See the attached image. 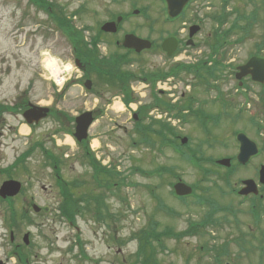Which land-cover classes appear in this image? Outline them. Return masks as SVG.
<instances>
[{
  "label": "rangeland",
  "instance_id": "rangeland-1",
  "mask_svg": "<svg viewBox=\"0 0 264 264\" xmlns=\"http://www.w3.org/2000/svg\"><path fill=\"white\" fill-rule=\"evenodd\" d=\"M39 1L51 3L58 10L57 14L67 23H71V27L76 30L82 26H92L93 30L91 28L82 33L86 39L94 35L99 25L107 21L110 15L128 11L132 2L137 4V8L150 4L149 15L153 22L155 21L151 33L146 29L149 21L145 18L138 19L142 17L139 15L140 12L122 23L124 29L137 27L140 35L148 32L156 42V48L152 51L132 57L129 54L128 57L133 58L130 63H122L117 69L128 75L135 73L142 76L151 73L152 70L167 71L177 65L175 63H198L200 59L217 51L215 41L222 40L210 18L209 21L204 19V29L196 35L195 45L182 48L183 53L176 57L167 58L158 46L159 40L174 26L160 22V15L156 10L159 4L156 0ZM35 2L32 4L30 0H0V103L22 105L23 102H30L37 106L63 110L71 116L98 104L96 109L101 107L103 113L88 130L90 137L88 147L102 166L107 169L113 167L120 174L115 176L113 173L111 178L119 182L121 187L114 189L112 194L108 189L92 184L91 165L83 164L78 158L79 149L71 135L53 132L57 125L53 116L41 120L32 129L30 136L19 135L20 138L14 142L9 141L8 135L3 131L0 137V165L12 162L17 155L21 156L30 142H41L42 145L41 148L36 147L30 158L21 164V169L27 167V170H20L15 175L22 183L24 192L12 201L18 215L24 209L31 218L29 223L26 219L20 221L21 218H18L19 228L14 230V241L19 243L22 241L23 233L29 232L31 243L24 251L27 258H30V264H140L141 258L136 256L141 244L140 235L143 230L149 229L151 220L158 222L155 227L157 231L172 228L175 232L186 230L189 221L198 222L207 208L194 205L193 197L187 198L184 202L174 198L169 186L173 177L166 173L154 172L163 166L173 168L186 184H197L199 188L208 186V194L215 203L220 208H229L218 211L214 216L215 223H209L202 233H186L178 239L162 238L160 244L163 245V249L156 255L159 264H258L259 260L260 264H264V255L261 253L259 256L260 252L256 250L258 246L264 248V239H261L264 237V219L258 223L249 219L244 215L247 204L241 205L240 197L229 193L231 188L240 185L241 177H250L254 180V163L245 170L236 165L234 171L227 177V185L224 180L226 168L205 164L211 168V173L204 177L199 169L183 160L171 147L164 145L159 148L162 139L156 134L150 132L149 144L138 143L139 133L131 123L132 111L127 108H115L121 95L118 92L109 94L117 89L119 83L117 86L111 83L110 85L108 76L95 71L109 66L110 53L114 56L122 54L123 50L118 48L115 50L114 45H109L108 42L114 41L119 34L98 41L97 51L93 53L94 57L110 56L104 66L98 64L103 58L96 59V64H93L91 72L88 73L89 78L95 80L96 87H100L103 92V97L98 99V102L90 97V93L86 92L81 84L79 85L76 78L79 72L75 69L67 72L71 73L66 76L70 77L68 82L64 83L61 91H57L46 70V67H49L46 63L55 62L53 65L57 68L61 65L74 64L73 48L67 37L56 28L55 21L52 19L51 22L50 16L48 17L42 11L43 8ZM232 3L236 6L237 2ZM199 4L202 5L204 13L205 7L208 6L206 1L201 0ZM221 6V0H209V15L219 13ZM250 8L248 6L247 10ZM228 20L226 27L232 22L231 15ZM259 23H254L249 28L248 37L242 43H235L220 53L224 56V61L230 62V66L225 68L223 73L229 74L234 65L242 64L246 57L257 49L255 45L259 42L261 34H264V22ZM261 48H263L261 54H264V45ZM194 79L192 74L180 73L172 83L165 85L166 90L169 89L171 92L168 97L176 100L173 104L177 106L181 93L184 92L186 95L191 93L199 103L207 102L205 108L213 110L212 106H208L209 92L205 93L201 85L192 88L191 91L190 82ZM126 80L132 84L130 87L132 97H139L137 107L151 103L149 88L147 91L143 90L142 84H139L141 81L134 77ZM230 81L232 82V80L226 82L228 87L231 86L228 84ZM223 83L220 82L221 86L225 87ZM168 97L164 96L166 100H169ZM106 99H109V104H106ZM181 101L183 102V99ZM194 118L189 124L168 120L164 116L153 117L152 121L154 120L155 124L158 121L169 123L174 128L176 136L188 134L191 146L198 156L219 159L234 154L235 144L231 139L224 138L227 133L223 132L222 127L213 132L222 140L209 141V131L203 132ZM19 119H22L21 116ZM143 123L147 124V121ZM236 127L239 125H235ZM145 132L148 133V130ZM28 139L29 143L26 144ZM67 139L71 140V143ZM136 141L137 144L133 145ZM43 148L52 151L61 160L59 174L67 181L69 192L75 189L73 192L77 195L79 187L73 188L71 185L73 179H78L82 183L80 190L83 191L79 190L81 197L78 200L81 214L76 216L73 224L68 223L59 214L61 196L57 192L51 167L44 166L46 153L43 152ZM185 149L192 150L189 146ZM231 161L236 164L234 159ZM135 168L143 170L145 175L148 172L149 174L145 176L139 170H134ZM217 188L223 189L225 193L218 191ZM115 192L120 197H117ZM158 199L172 208L175 214H167L161 210ZM89 202L91 203L87 207ZM101 202L105 207L97 210V205ZM32 203L39 206L38 213L31 210ZM241 210H244L243 215ZM4 219H9V211L7 204L0 201V259L6 258V264H15V258L9 257L10 231ZM244 242L245 250L247 247L248 251L241 248Z\"/></svg>",
  "mask_w": 264,
  "mask_h": 264
},
{
  "label": "flooded vegetation",
  "instance_id": "flooded-vegetation-1",
  "mask_svg": "<svg viewBox=\"0 0 264 264\" xmlns=\"http://www.w3.org/2000/svg\"><path fill=\"white\" fill-rule=\"evenodd\" d=\"M114 1V0H110ZM155 1V0H153ZM201 0H188L184 6L181 8L180 12L176 15V17H169L168 15V4L166 0H156L158 2L159 7L156 8L158 14L160 15V22L162 24H172L174 28L172 30H169L165 33V35L161 36L159 40V48L162 50L161 46L165 39L167 38H174L172 43V53H183V49L185 47L191 46L193 47L195 45V38L198 33H200L204 29V19L209 18L212 23H214L215 30L219 33V37L222 38L221 41H215V44L217 47L220 48V51L223 52L225 48L231 47L233 42L236 43H242L247 37L245 35V30L253 26V24L260 22L259 24L264 22V0H221L222 6L220 7L219 13H211L209 15V0H205L207 5L205 8V12L203 13L202 5L199 4ZM232 2H237L236 6ZM133 4V3H132ZM137 5V4H136ZM135 5V6H136ZM131 6V9L128 11H125L124 13H118V15L113 14L110 15L109 19L105 22H114L115 27L117 28V31L114 33H107V32H95L96 36V44L98 41H103V39L107 36L111 35H117L119 34L118 38L114 39V41H108L109 45H114L115 50L117 47L122 48V40L124 34L128 32H132L136 34L137 36L150 40L152 43V47L155 45V40L151 38L150 34L148 32H152L154 28V22L151 18V15H149V9L151 7L150 4L143 5L141 10L144 11L142 19L145 18L147 21V27L146 29L148 32L145 35H140L138 31L136 30L137 27H132L129 29H124V26L122 23L128 21L130 19V13L133 11V9H137L135 6ZM248 6L251 8L249 10ZM232 17V22L227 24L229 21L228 18ZM119 22H117L120 19ZM234 16V17H233ZM103 23V22H102ZM101 23V24H102ZM99 25V27L101 26ZM122 24V25H121ZM221 27V29H217V27ZM264 27V25H263ZM166 31V30H165ZM195 31L192 35L191 32ZM237 32L233 33V32ZM87 32V31H86ZM248 30V34H249ZM236 35V36H234ZM93 35L89 36L88 41L93 40ZM226 38H229L231 40H228ZM207 39V38H206ZM209 41V40H208ZM158 44V43H157ZM107 45V47L109 46ZM264 45V34H261V38L259 42L255 45V47H261ZM97 46H99L97 44ZM169 47V44L166 45V48ZM107 49V48H106ZM169 49V48H168ZM132 50L133 49H128ZM263 48H261L259 51H254L246 59L242 64H244L252 55H260ZM146 50H142L140 53L144 52ZM163 51V50H162ZM124 52V51H123ZM122 52V54H124ZM164 52L165 57L166 52ZM105 54V53H104ZM107 54H109L107 52ZM129 54H132L131 51H129ZM112 53H110V56ZM110 56H102L99 58L101 59V62L108 61L106 59H109ZM262 56V55H260ZM105 58V59H104ZM122 63L127 64L130 63L129 60H123ZM121 63V65H122ZM224 64H228L227 67L230 66L229 61H224ZM237 66L234 65L232 67V71L229 74L220 73L217 75L216 78L211 80V86L207 90H203L205 93L209 92V99H208V106H212L211 109L208 110L209 107L205 108L207 102L204 104L199 103L197 101L196 97H194L193 94L189 93L186 95V93H181L180 97L178 98L179 101L177 102L181 106H185V109L183 110L182 114L184 117L183 121H180L183 124H189L190 120L194 118V114L197 113L198 116H203L206 119V124L199 125L201 130L205 133L209 131V141H221L222 139L218 138V136L214 135V130L218 127H222L223 132L227 133V135L224 138H228L232 140V143L235 144V151L234 154H231L230 158H236V155L238 153L241 154V157H245V152L248 153V161L245 164H239V168L242 170L247 169L251 166V164L254 163L253 166V175L254 180L257 183V194H248L246 199L242 202L241 205L247 204L246 209H244V215H247L249 219H264V184L260 183L258 181L259 179V170L264 165V79L263 83H257L252 80V74H247L246 76H243L241 78H236L237 74ZM226 67V68H227ZM82 68L84 70L91 69V66H87L85 63L82 65ZM193 76V75H192ZM194 77V76H193ZM85 78V77H84ZM264 78V73H263ZM87 77L84 79L86 80ZM230 81L228 84L231 86H227V81ZM220 82H224L225 87H222ZM95 80L91 79V87H95L94 91L90 93V97L93 98L95 101H99L98 99H101L103 97V92L100 87H96ZM95 85V86H94ZM192 91V88H190ZM165 94H162V97L164 98ZM168 97V96H167ZM187 97V98H186ZM169 98V97H168ZM183 99V102L181 101ZM108 100V99H106ZM176 101V100H175ZM174 101V102H175ZM21 105V104H20ZM20 105H10L9 109H4V107L0 106V137L2 135V132H5V135H8L9 141H16L19 139V133L18 127L20 124L19 117L23 113L25 109L28 108V105L24 108V110L21 109ZM98 105V104H97ZM97 105H94L90 109H84V110H91L95 114L96 112H100L101 107L99 109L97 108ZM101 116H98L100 118ZM66 116H64V121H66ZM195 119V118H194ZM138 120V115L131 116V123L134 128L135 122ZM72 123V121H71ZM239 125V127L235 128V125ZM4 129V130H3ZM240 134V137L238 138L237 135ZM186 136V138L189 139V135H178L176 136L178 138V142L181 143L180 137ZM87 139L89 140L90 137L88 136ZM87 140H85L86 142ZM188 142V141H187ZM186 142V143H187ZM29 143V140L26 144ZM184 143L183 145H185ZM33 142H30L28 147L31 146ZM241 146L244 148V151H242ZM27 147V148H28ZM193 150H195L193 148ZM20 155H17V157H14L13 161L10 163H7L5 165H0V177H1V184L9 179H17L16 174H18L21 170V163L16 162V159ZM31 156V155H30ZM27 157L28 158H30ZM210 157V156H209ZM89 164L86 161V158L83 162ZM6 172H8L9 177L6 176ZM253 178V177H252ZM246 179H250V177H241L239 180V186L240 188L243 184V181ZM12 199V198H9ZM31 205V204H30ZM240 211V209H239ZM243 211L241 210V214L243 215ZM260 222V221H259ZM14 228L12 227L9 229V242L13 243L15 248H12L10 251L14 254L15 258V264H20V255L22 253L21 250V243L14 241ZM261 239H264L262 237ZM258 252H260L259 256H261V253L264 255V248H257ZM83 255V251L81 252ZM260 261V260H259ZM258 261V264L260 262ZM0 264H6V258L4 260L0 259Z\"/></svg>",
  "mask_w": 264,
  "mask_h": 264
},
{
  "label": "trees",
  "instance_id": "trees-1",
  "mask_svg": "<svg viewBox=\"0 0 264 264\" xmlns=\"http://www.w3.org/2000/svg\"><path fill=\"white\" fill-rule=\"evenodd\" d=\"M35 2V0H34ZM36 4H38V6H40L41 8H43L45 11H47L48 13H50V11L47 10V7L50 6L49 3L44 2H40L39 0H36ZM51 7V6H50ZM58 12L54 11L52 14V19L55 21L57 27L59 28V30H61L62 33H64L68 39L71 41L72 46H73V50H74V55L75 57H77L82 63L90 65L91 67L93 66L94 60L90 59L89 57L93 54V51L96 50L95 49V42H93L91 48L88 47L87 43H84L82 40V35L80 34V32L74 28L71 27L72 24L67 23V21H65V19H63L61 16H59V14H57ZM82 43V45H81ZM83 47V49H82ZM95 54V53H94ZM127 56V55H126ZM119 57V56H118ZM118 57H114L112 59V62L109 63L108 67H105L104 69H99V70H95L96 72H101L104 74V76H108V81L109 84H113L118 87H116L119 92H121L122 96V100L123 102L127 105L129 102L133 101V97L132 94L130 92V88H129V83L126 79H130L131 78H137V75L135 73L132 74H124L119 72L117 69H119L118 67H116L117 62L120 60L118 59ZM118 59V60H117ZM106 65V64H104ZM102 64V66H104ZM99 66V65H98ZM221 70V65L219 62L215 61L213 63L212 66H207L204 62H200L197 65H183V64H177L174 67H171L170 69H168L167 71H158V70H152L151 73H145L143 74L141 77L150 83L151 85V95H152V101L151 103L147 104V105H142L138 108L137 112L143 117L147 116V112L150 108H152L153 106H158L163 110L166 111H174L176 114L178 112H180V110L175 106V105H171L169 101H167L166 99H163L161 96H158L157 92L154 91V83L157 79L159 78H163L169 75H173L175 77H179L180 73H183V75H188V74H192L194 75V77L197 79V81L199 83H204L206 84V86L210 85L209 81L211 77H215L216 73L219 72ZM209 80V81H208ZM110 84V85H111ZM24 104V102H23ZM5 109H8V106H5ZM57 111H54V119H56L57 121H59V118L56 116ZM137 125V124H136ZM138 128V133H139V137L137 139L138 143L141 144H149L150 143V132L151 134H156L159 138H161L163 141V144L165 145H170V143H176L175 140H171L169 139V136H175V130L168 124V123H161L158 121L157 124H155L154 120L149 121V130L148 133H146L145 128L143 129V127H139L141 126L140 124L137 125ZM59 130H61L62 132L64 131H71L69 128H65L62 126V123H59ZM145 130V131H144ZM137 141L135 144H137ZM79 149H80V154H79V159H81V161L85 160L89 163V165H91L92 168V172H91V179H92V184L96 185V186H101L104 187L105 189H108L109 192L111 191L112 194H114V187L115 189H118L120 186V183L113 180V178H111V174L118 176L120 175L119 173H117L115 171V169L112 167V169H107L104 166H102L100 164L99 161H97L93 155L92 152H90L88 145L85 141H81L79 144ZM174 149L175 147L172 146ZM43 152L46 153V159L44 162V166H48L51 167L54 171L55 174H59V165H60V161L55 154H53L52 151H49L47 149L43 148ZM30 154V151L24 152L19 158L18 161H20L23 164V161L25 160L26 156H28ZM82 154V155H81ZM180 157L185 160L187 163H189L192 167L199 169L201 171V175H203L204 177H207V175L210 174V170L209 167H207L205 164L211 163L212 165H214V161H212L209 158L206 157H202V156H198L196 154L195 156V152L192 156H190L188 153H184V152H180ZM26 168H24L23 170H25ZM134 170H139L140 173L144 174L140 168H135ZM229 173L231 171H233V169L231 170V168L229 170H227ZM154 172H158L160 173H166L170 176L173 177V181L170 182L169 186H170V193L172 194V196L176 199H178L181 202H184L187 198H189L190 196L194 198L193 202L194 205H196L197 207H201V206H205L207 208V211L205 212L204 216L197 222H193V221H189V227L182 231V232H175L172 228H164L162 229V231H157L156 230V226L158 225V222L155 221H150L149 222V229L147 230H143L141 232L140 238H141V244L140 247L138 249V251L136 252V256L137 258H141L140 260V264H159L158 259L156 258L157 253L159 252V250L163 249V245L160 244L162 238H174V239H178L181 238L184 234L186 233H202V230L204 229V227H206L207 225H209V223H215V214L218 211H223V210H228L229 207H224V208H220L219 205H217L215 203V201L212 199L211 196H209L208 191H209V187H203V188H199V186L197 184H192V188H193V192L192 195L190 196H183V197H177L174 195V192L172 190V186L173 183L178 180V178H180L179 175H177L173 168L171 167H159L158 169H156ZM149 173V172H148ZM151 173V172H150ZM145 175V174H144ZM146 176V175H145ZM120 177V176H119ZM122 178V177H120ZM112 180V182H111ZM114 182V183H113ZM71 185H73V188L79 187L77 190V195H75V193L73 192V190L68 189V183L66 180H64L60 175L59 177L56 179L55 178V184H57L59 186V195L61 196V202L59 205V214L71 221L73 219L76 218L77 215H80L81 213V208L78 205V200H80L79 196V192L83 191L80 190L82 183L80 180L78 179H73L71 181ZM116 184V186H114ZM80 190V191H79ZM196 190H200L201 192L198 193L196 192ZM218 191L225 193V191L221 188H217ZM234 189H230L229 193H233ZM117 197H120L116 192H115ZM9 202H7V208L9 211V219H10V226L13 228H19L18 227V220L20 219H26L27 222H30V218L27 215V212L22 210L21 214L18 215V212L15 210V207L12 203V200H8ZM91 202H95V201H91ZM89 202L87 204V207H89V204L91 203ZM158 205L161 208V210H163L164 212H166L167 214H175V211L168 207L167 205H165L161 200L158 199ZM98 208L97 210H99L100 208H102L104 206V203L101 202L99 205H97ZM82 207V206H81ZM105 207V206H104ZM83 212V211H82ZM19 218V219H18ZM200 228V229H199ZM199 229V231H198ZM143 241V242H142ZM245 242L243 244H241V248L245 251V246L244 245ZM247 250H249L246 247ZM24 257H27L26 253L21 254V258H22V262L25 263L24 261Z\"/></svg>",
  "mask_w": 264,
  "mask_h": 264
},
{
  "label": "water",
  "instance_id": "water-1",
  "mask_svg": "<svg viewBox=\"0 0 264 264\" xmlns=\"http://www.w3.org/2000/svg\"><path fill=\"white\" fill-rule=\"evenodd\" d=\"M187 0H169L168 6H169V14L171 16H175V14H177L179 12V10L182 8V6L185 4ZM113 24L111 23H106L102 26V29L104 31H114V28L112 27ZM173 38L171 39H167L162 43V48L164 50L167 51V54L170 55L172 52V43H173ZM169 44V49L166 48V45ZM123 45L125 47H133L135 48V50L139 51L142 48H149L150 47V43L146 40L140 39L135 37L132 34H128L125 36L124 38V42ZM251 67V68H249ZM240 72L239 74H244V73H252L255 78L257 80H263V72H264V61H262L261 63H259L257 61L256 58H252L250 59L245 65L239 67ZM89 84V81H88ZM30 109L26 110L23 113V118L25 119V121L29 124L31 123H37L40 119L44 118L48 112V108L46 107H38L35 105H31L29 104ZM92 121V116H91V112H84L82 114H80L79 116H77L75 118V132H74V136L76 137V139L78 141H80L81 139L86 137L87 134V129L90 125ZM240 137V135H238V138ZM241 149L243 152L244 148L241 146ZM245 157H241V154L237 155V159L239 162L244 163L247 161V157H248V153L245 152ZM219 164L224 165V166H229L230 162L228 159H223V160H219L218 161ZM260 182L264 183V166L261 167L260 170ZM20 189V183L13 181V180H9L6 181L2 184V186L0 187V196L2 198H5L7 196H13L15 195ZM174 191L176 193V195L178 196H183V195H187L191 193V187L186 185L185 183L182 182H177L174 185ZM250 192H254L256 193V187H255V183L253 180H246L245 181V187L242 188L239 193L240 194H247ZM35 211H38V208L36 206H33ZM23 240L25 243H28V234L26 233L23 237Z\"/></svg>",
  "mask_w": 264,
  "mask_h": 264
},
{
  "label": "bare ground",
  "instance_id": "bare-ground-1",
  "mask_svg": "<svg viewBox=\"0 0 264 264\" xmlns=\"http://www.w3.org/2000/svg\"><path fill=\"white\" fill-rule=\"evenodd\" d=\"M48 64V66H50V67H52L51 65L52 64H55V62L54 63H52V62H48V63H46V65ZM47 68V67H46ZM57 70V69H56ZM70 69H69V67L67 66V65H64V66H62L60 69H58L57 71H59L58 72V74H63V73H65V72H67V71H69ZM55 74H57V72H55ZM115 108H117V109H121L122 108V106H121V104L120 103H116L115 104V106H114ZM28 133V128L26 127V126H21V128H20V131H19V134H27ZM67 141L69 142V143H71V140H69V139H67Z\"/></svg>",
  "mask_w": 264,
  "mask_h": 264
}]
</instances>
